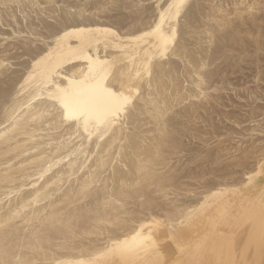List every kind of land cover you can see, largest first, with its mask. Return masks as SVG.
Instances as JSON below:
<instances>
[{
  "label": "bare ground",
  "instance_id": "1",
  "mask_svg": "<svg viewBox=\"0 0 264 264\" xmlns=\"http://www.w3.org/2000/svg\"><path fill=\"white\" fill-rule=\"evenodd\" d=\"M0 24V264H264V0H0Z\"/></svg>",
  "mask_w": 264,
  "mask_h": 264
},
{
  "label": "rangeland",
  "instance_id": "2",
  "mask_svg": "<svg viewBox=\"0 0 264 264\" xmlns=\"http://www.w3.org/2000/svg\"><path fill=\"white\" fill-rule=\"evenodd\" d=\"M67 1H69V2H72V1H76V0H67ZM225 1H227V0H225ZM147 4V3H146ZM146 6H149V5H146ZM14 7V9H16L15 8V6H13ZM233 6L232 5H230L228 8L230 9V8H232ZM3 8V7H2ZM137 8V7H136ZM29 9V8H28ZM27 9V12L29 11H31L30 9L28 10ZM133 10H137V9H133ZM2 11H4V10H2ZM118 11V12H117ZM207 11H208V9H207ZM4 13V12H3ZM119 14V15H118ZM4 15H6V14H4ZM17 15H18V17L20 18V13L19 12H17ZM32 16V17H31ZM31 18H29L28 20V23L29 24H33V26L34 27H37V26H39L40 24V26H39V31H41V29H42V27L45 25V23H40L39 21H38V19H37V17H36V15H34V14H32L31 13ZM116 16H117V18H116ZM118 16H120V12H119V10H112V12H111V20L114 18V20H117L119 17ZM113 17V18H112ZM40 18H43L44 20H45V17H43V16H41ZM41 20V19H40ZM50 21L51 20H48V22L47 23H50ZM19 24L21 25V27H22V29L23 30H26V28H25V26H26V22H23L22 21V18L19 20ZM59 24H60V22H59ZM14 25V24H13ZM58 26V25H57ZM13 27H15V26H13ZM0 28H2V25L0 24ZM3 29V31H5L7 28L6 27H3L2 28ZM42 31H46V29H42ZM2 44V43H1ZM23 43H21V42H18V43H10V45H12V46H16V49H13V50H11V51H8L7 52V55L8 56H15V57H13L14 59H11V61L12 62H14V63H17V64H19V65H16V66H14V68L12 69V70H10L6 75H5V78H6V80L5 81H10V80H12V79H14L15 77H17L18 76V74H22V72L21 71H19V70H17V69H20V67L22 66V64L23 63H25L24 61H26L27 60V58H28V56L26 55H23V54H25V52H24V48H26V47H23V45H22ZM19 46V47H18ZM21 46V47H20ZM6 47H9V45L7 46H5V45H3V46H0V50L1 51H3L4 49H6ZM23 47V48H22ZM19 48V49H18ZM23 50H22V49ZM22 55V58H19V57H21V55ZM15 58H18V59H15ZM21 62H22V64H21ZM2 79V78H1ZM243 84H244V81L242 80L241 82H240V87H242L243 86ZM243 89L244 88H250V89H254L255 88V86L252 84V83H249V84H246V85H244L243 87H242ZM242 88H240V90H239V92H237V95L238 96H241V97H246V95H247V92L245 93V91H243L242 90ZM244 93V95H242ZM234 95V96H233ZM236 95L235 94H231L230 95V97H226L225 98V100H224V105H226L225 107H227V108H225V107H222L221 105H218V106H216L217 107V112H221V111H223L225 114H229L228 116H230V117H233V119H232V122H230V121H225V122H219V117L216 119V125L218 126V127H220V128H222V127H224V130H222L223 132L224 131H229V133L231 134V132H232V134H231V136H229V137H226V136H223L221 139L222 140H225V143L223 144V145H225V146H229V145H233V144H235L236 142H238L239 140H242V138L243 137H241V136H243L242 134H244L245 133V130L251 125H253V123L252 124H248V123H250L249 121H251V120H249V115H248V112L250 111V108H251V103H247L246 101H245V99H243V100H239L238 101V98H236L235 97ZM231 98H232V100H231ZM229 99H230V101H229ZM234 99V100H233ZM238 101V102H237ZM227 102V103H226ZM231 102V103H230ZM239 102H241V103H239ZM261 106V105H264V103H255L254 105H253V107H255V106ZM216 115L217 114H215V115H213V117H216ZM264 116H262L261 118H259V120L260 119H262ZM237 119V118H239V119H237V120H241L240 122H242V126L240 125V127L239 126H237V125H235L234 123H233V121H234V119ZM243 120H245V121H243ZM247 120V121H246ZM257 120V119H256ZM248 122V123H247ZM193 125V127H195V128H200V130L201 131H211L212 129L210 128V127H205V123L204 124H201V123H198V124H196V125H194V124H192ZM226 128V129H225ZM247 134V133H246ZM209 137V136H208ZM251 137V136H250ZM250 137H248V136H246L243 140L245 141V142H248L251 138ZM260 137H262L261 135H260ZM241 138V139H240ZM257 138V135L255 134V137H254V139H256ZM220 139V140H221ZM230 141H229V140ZM232 139H234V142L232 141ZM221 140V141H222ZM242 140V143H245L244 141ZM214 141H216V140H213L212 142H211V144L214 142ZM192 146L194 147V148H203V145L199 142V141H193L192 142ZM246 144L247 143H245L244 144V147L246 146ZM217 144L215 143H213L211 146L212 147H214L215 148V146H216ZM211 147V148H212ZM217 147V146H216ZM203 150L205 151L206 150V148H203ZM227 163H228V161H227Z\"/></svg>",
  "mask_w": 264,
  "mask_h": 264
},
{
  "label": "snow or ice",
  "instance_id": "3",
  "mask_svg": "<svg viewBox=\"0 0 264 264\" xmlns=\"http://www.w3.org/2000/svg\"><path fill=\"white\" fill-rule=\"evenodd\" d=\"M175 38V36H174V34L172 35V37H171V39H174ZM126 102H127V98H126Z\"/></svg>",
  "mask_w": 264,
  "mask_h": 264
}]
</instances>
